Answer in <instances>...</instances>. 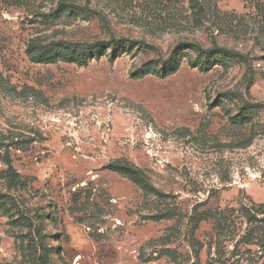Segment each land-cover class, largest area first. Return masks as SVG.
Segmentation results:
<instances>
[{
	"label": "rangeland",
	"instance_id": "obj_1",
	"mask_svg": "<svg viewBox=\"0 0 264 264\" xmlns=\"http://www.w3.org/2000/svg\"><path fill=\"white\" fill-rule=\"evenodd\" d=\"M0 264H264V0H0Z\"/></svg>",
	"mask_w": 264,
	"mask_h": 264
},
{
	"label": "trees",
	"instance_id": "obj_2",
	"mask_svg": "<svg viewBox=\"0 0 264 264\" xmlns=\"http://www.w3.org/2000/svg\"><path fill=\"white\" fill-rule=\"evenodd\" d=\"M102 44H108V43H102ZM183 44L188 46L189 48H194L200 54H208L212 51H217V52H221L227 57H233L239 60H246V56L244 54H242L239 51L232 50V49L221 48V47H215L214 49H204L200 45H197L192 42H187ZM29 53L32 55L33 61L43 62V63H52V62H55L59 58L64 62L84 65V64H88L92 58L91 55H88L83 51H76L74 49H69V48H63L60 53H57L53 49H48L40 53H34L32 49H29ZM176 70H177V67H173L169 71L164 72L163 75L175 72ZM232 118L234 122H241L243 120L240 116H234ZM110 168H112L114 171L126 174L130 176L131 178H136L139 184L143 188H145L148 192L153 193V194H161V192L154 185L150 184L143 177H139V174H140L139 171L133 169L132 167L120 166V165H110ZM1 206H4V205H1Z\"/></svg>",
	"mask_w": 264,
	"mask_h": 264
}]
</instances>
